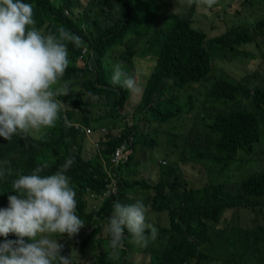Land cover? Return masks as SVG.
Instances as JSON below:
<instances>
[{
  "label": "trees",
  "instance_id": "16d2710c",
  "mask_svg": "<svg viewBox=\"0 0 264 264\" xmlns=\"http://www.w3.org/2000/svg\"><path fill=\"white\" fill-rule=\"evenodd\" d=\"M23 2L32 6L34 27L41 34H58V29L63 27L79 36L81 44L77 47L68 43L69 65L59 82L71 85L72 94L64 99L69 101L71 108L60 111L56 126L31 135L15 134L8 141L0 137V209L8 207L9 195H17L12 184L21 175H29L41 165H47L41 175H51L68 158H73L74 163L65 174L76 192V214L84 227L72 239L59 234L52 237L60 239L59 243L64 246L62 255L72 253L73 264H117L130 253L147 255L150 264H231V260L236 264H264V172L248 176L236 190L230 191L217 185L208 169L209 163H213L224 173L242 154L250 156L256 148L264 153L261 131L264 72H259L258 78L254 75L239 81H215L211 96L226 103L239 100L240 110L212 112L204 109L195 116V122L200 117L212 135V139L208 136L204 140L194 135L184 136L187 152L198 161L195 163L201 169L200 188L190 187L181 179L178 165H166L163 158L172 153L169 147L174 144L163 145L159 140L161 125L149 133L142 131L150 129L152 122L166 124L194 111L192 97L184 90L189 84L201 83L212 74V46L220 47L227 59L241 56L249 48L260 49H253L258 53L254 58L258 60L261 55L260 65L264 64V48L258 39L262 37L264 43V19L253 28L236 27L208 40L205 30L194 26L196 2L188 18L179 15L178 5L164 2L170 11L169 25L159 28L153 27L155 0ZM254 2L264 4V0ZM230 7L232 4L226 6ZM146 48L156 57V67L139 107L131 115L125 104L129 91L118 85L120 97L119 93L105 88L109 85L107 69L119 65L120 62L112 58L116 53L131 63L138 55L144 57ZM78 60L84 61L83 67L77 65ZM182 98L187 100L183 104ZM55 99L64 101L63 95ZM75 107L89 113L92 122H86L92 127L99 128L107 121H111V128L116 127L104 134L97 149L99 154L92 159L84 157L88 144L85 137L71 132L75 130L71 124L77 120ZM94 109H99V114H95ZM123 110L127 112L119 114ZM169 135L173 134L166 133L165 142ZM121 151L123 155L119 159ZM148 160L157 161L151 164ZM138 165L146 170L140 178L141 191L136 189L138 183L134 181ZM175 174L182 181L173 184L171 178ZM113 181L120 186L118 195L104 198L99 192L105 186L110 190ZM173 187L176 190L169 196ZM90 191L96 197H91ZM116 200L142 201L148 210L146 224L156 228L158 220L163 219L169 225L156 228V239H149L146 247L132 243L125 229L123 247L113 249L106 226L111 217L108 207ZM90 207H97L99 212ZM240 213L248 217L242 221L238 217ZM96 217L101 222H97ZM251 227L255 230L251 231ZM148 232L150 229H146V234ZM7 239L18 237L9 234ZM4 240L5 237L0 236V243ZM26 242L30 243L27 239ZM104 243L108 244L107 251L102 249ZM213 245L222 253L211 252Z\"/></svg>",
  "mask_w": 264,
  "mask_h": 264
},
{
  "label": "clouds",
  "instance_id": "9594fccd",
  "mask_svg": "<svg viewBox=\"0 0 264 264\" xmlns=\"http://www.w3.org/2000/svg\"><path fill=\"white\" fill-rule=\"evenodd\" d=\"M195 2L211 8L217 0ZM34 24L30 4L23 0H0V137L7 141L15 134L31 135L56 126L63 102L55 97L67 96L69 89L67 86L54 89L53 85L58 84L69 65L68 43L77 47L81 44L79 36L63 27L58 29V34L43 35ZM111 83L121 85L130 94L140 92L135 77L120 65L114 67ZM126 102L130 103V98ZM71 125L85 134V140L94 142L90 127ZM73 163L74 159L68 158L51 175H41L47 165L37 166L31 174L13 181V192L17 195H9L8 207L0 209V236L5 237L0 243V264H72V253L62 255L64 246L60 239L52 237L59 234L72 239L84 227L76 214V192L65 174ZM115 183L116 193H106V186L99 193L109 199L117 196L120 186ZM89 194L96 197L91 191ZM90 208L99 212L97 207ZM108 210L111 217L106 232L113 249L123 247L125 229L131 242L141 247H146L149 239H156L157 229L145 222L147 208L142 201L116 200ZM146 229H150L147 234ZM9 234H15L18 239L8 240ZM126 257L117 264H126Z\"/></svg>",
  "mask_w": 264,
  "mask_h": 264
},
{
  "label": "rangeland",
  "instance_id": "374dc122",
  "mask_svg": "<svg viewBox=\"0 0 264 264\" xmlns=\"http://www.w3.org/2000/svg\"><path fill=\"white\" fill-rule=\"evenodd\" d=\"M85 1V0H84ZM157 2L153 5L152 11L156 12L155 22L153 23L154 28L167 27L169 25V17L170 11L169 8L164 4L167 1L176 4L180 8L179 15L188 18L192 15V4L195 0H155ZM228 4H232V7L226 8ZM164 7H162V6ZM196 12L194 16V26L196 28H201L205 30L208 36V40H213L217 37H220L229 29H233L236 27H246V28H253L255 27L260 20L264 19V4L255 3L254 0H217V3L213 5L211 8H207L206 6H198L196 3ZM244 8V9H242ZM165 9V11H164ZM238 9H242V11H238ZM228 12V14H226ZM141 14V11H140ZM178 15V16H179ZM260 41V46L264 48V43L262 37H258ZM143 40L139 43L142 46ZM143 46L141 47L142 50ZM252 49V50H250ZM254 50H260L257 48H249L246 49L241 56H234L232 59L224 58L221 54L220 47L212 46L211 50L214 52L213 55V72L210 77L201 82V83H194L189 84L184 93L191 95L192 103L196 106L194 111L192 110L190 113L183 115L184 117L174 118L170 122L166 124H159L157 122H152L149 125L150 129L142 130L146 133H149L152 128L161 125L163 127L162 134L160 136V141L163 145L166 144H174L173 146L169 147V150L172 153L169 156V163L168 165L175 166L178 165L179 167V174L181 179L184 180L186 183L190 185V187H201L200 178H201V169L198 164L197 160L191 158L189 153L187 152L186 142L184 136H197L200 139H206L208 136L212 139V135L208 129L204 127L202 124L201 118H198V122H195V116L198 115V112L201 110H207L212 112H220L224 110H240L242 107V103L239 100H232L231 102H224L222 100L214 99L211 96L213 85L216 80L226 79L228 81H239L243 77L251 78L254 75L259 77V72H264V64H261V55L258 60H256L257 52ZM145 56L138 55L132 60V76L135 77L137 81V85L140 89V92L137 95L142 98L147 90L148 81L151 75L155 71L156 67V57H152L149 54V48H146L144 51ZM247 54V55H246ZM246 55V56H245ZM114 56L116 58H114ZM113 59L121 62L123 58L120 57L119 53H116L112 57ZM263 60V59H262ZM125 62V61H124ZM79 66H83L82 61H79ZM113 67H109L107 69L108 78L111 80ZM67 86L69 89V94L67 96L63 95V100L70 98L72 94L71 85H67L65 82H59L57 85H53V88L56 89L58 87ZM179 92V91H178ZM133 95L130 96V103L128 104L127 108L130 110V114L132 115L134 109L139 107V103H135L136 100L132 99ZM96 99V98H95ZM100 101V99H99ZM187 100L182 98L180 102L183 104ZM101 102V101H100ZM63 106L65 108H71L69 101H63ZM193 108V107H192ZM213 108V109H211ZM99 109H94L95 114ZM65 112V110H63ZM108 118H111V114H102ZM82 120L88 121L89 116L82 117ZM261 131L264 135V117L261 119ZM109 124L110 121L105 122ZM145 123V121H144ZM166 133H170L173 135H169L165 142ZM102 140V139H101ZM88 142L85 145L84 153L86 159H92L99 154L98 148L99 143L93 142L90 143L87 139L85 140ZM264 144V136H263V143ZM161 154L164 156L165 153L161 151ZM228 171L221 173L219 167L215 166L213 163H209L208 169L210 176L212 179L216 181L217 185H223L226 190L234 191L236 190L238 184H240L244 179L252 174L262 173L264 172V153H259L258 148L254 149L253 153L250 156H246V154H242L240 157ZM245 160V161H244ZM157 161V160H156ZM156 161L153 162L148 160L151 164H156ZM143 165V164H142ZM144 166V165H143ZM139 171H141V167L138 165L137 168L134 170L138 172L137 175L134 177V181L138 184H141V176ZM179 178V177H178ZM181 180V181H182ZM141 182V183H140ZM136 189H141L136 187ZM89 209L87 210V213ZM231 216V215H230ZM229 216V217H230ZM239 219L244 221L248 215L244 213H240L238 215ZM97 222H101L96 217ZM165 221L163 219L158 220V224L156 228L159 226L164 227ZM242 226V225H241ZM243 227V226H242ZM245 228V227H243ZM247 229V228H245ZM255 229L251 227V231ZM151 241V240H149ZM102 249L107 251L108 244L104 243L102 245ZM218 250L222 253V250L215 245L210 246V251ZM126 264H150V259L147 255L143 253H136V254H128L126 257ZM259 261L261 259L259 258ZM231 260V264H236ZM73 264V263H72Z\"/></svg>",
  "mask_w": 264,
  "mask_h": 264
},
{
  "label": "crops",
  "instance_id": "0c3cea01",
  "mask_svg": "<svg viewBox=\"0 0 264 264\" xmlns=\"http://www.w3.org/2000/svg\"><path fill=\"white\" fill-rule=\"evenodd\" d=\"M68 51H69V49H68ZM114 58H116V57L114 56ZM85 61H87V60H85ZM82 63L84 65V61H82ZM77 65H79V60L77 61ZM119 65L121 66L122 70L125 71L127 74H129V75L132 74V70H133L132 62L129 63L127 61H125V62L124 61H121L119 63ZM80 67H83V66H80ZM107 81H108L109 85L106 86L105 88H108L110 90H113V91L119 93V96L121 97V92H120V89H119L118 85L112 84L111 83V80H109L108 77H107ZM126 95L128 96L127 98H130V96L133 95V98L132 99H134L136 101H139V95H137V94H130V93H128ZM61 102H63V101H61ZM139 103H140V101H139ZM75 108L77 110V120H75L73 122V124H75V125H77V124H83L84 127H86V128H89L90 127L93 130V133L91 135V139L94 142L99 143L101 141V139L103 138L104 134H106L110 130H115L116 129V127L115 128H111L112 127L111 121H110L109 124H106L105 123V125H100L101 127H99V128L92 127L91 124H89L86 121L82 120V117H84V116H90L89 113H87V111L83 110L82 108H77V107H75ZM65 109L66 108L64 106H62V108H61L60 111L63 112V110H65ZM119 114H124V113H119ZM90 122H92V120H90ZM71 132L72 133L81 134L82 136L85 135V134H82L80 132H77V131H75L73 129H71ZM169 156L168 155H165V158H163V159H165V161H167V164H166L167 166H168V163L170 161ZM84 157H85V153H84ZM159 172H160V170H159ZM139 173L142 176L145 175L146 174L145 168H141V171H139ZM171 180H172L173 184L176 183V182H178L179 180L181 181V179L178 178V175L177 174L173 175L172 178H171ZM141 186H143V182L141 184H138L136 187H139L140 189H142ZM175 190H176V188L173 187V189H172V191H171V193H170L169 196H172ZM168 225H169V223H164V227H166Z\"/></svg>",
  "mask_w": 264,
  "mask_h": 264
},
{
  "label": "built area",
  "instance_id": "2783aa9c",
  "mask_svg": "<svg viewBox=\"0 0 264 264\" xmlns=\"http://www.w3.org/2000/svg\"><path fill=\"white\" fill-rule=\"evenodd\" d=\"M86 132H87L88 134L91 133V131H90L89 129H87ZM124 150H125V146L123 147V151H124ZM123 151H121L120 155L118 156L119 159H122ZM127 154H128V152L125 153V155H127ZM129 154H130V152H129ZM115 184H116L115 181H113V183H112V185H111V189L108 190V192H106V193H109V194H114V193H116L117 190H118V188H116V185H115Z\"/></svg>",
  "mask_w": 264,
  "mask_h": 264
}]
</instances>
